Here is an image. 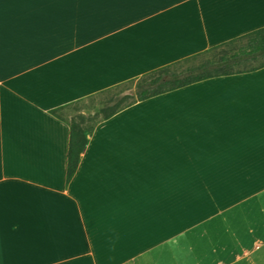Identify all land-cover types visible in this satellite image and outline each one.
Instances as JSON below:
<instances>
[{
  "label": "crops",
  "instance_id": "0c3cea01",
  "mask_svg": "<svg viewBox=\"0 0 264 264\" xmlns=\"http://www.w3.org/2000/svg\"><path fill=\"white\" fill-rule=\"evenodd\" d=\"M262 26L264 0H0V264H264V67L125 103ZM77 100L94 126L66 183L50 110Z\"/></svg>",
  "mask_w": 264,
  "mask_h": 264
},
{
  "label": "trees",
  "instance_id": "16d2710c",
  "mask_svg": "<svg viewBox=\"0 0 264 264\" xmlns=\"http://www.w3.org/2000/svg\"><path fill=\"white\" fill-rule=\"evenodd\" d=\"M261 67H264V26L129 80L128 83L134 86V96H125V98H132L125 103L127 105L209 77L231 75ZM125 98L112 105L106 102L101 108L100 119L111 116L124 106ZM78 103L79 100L50 110L52 114L69 125L66 183L70 181L77 169L81 152L94 126L86 124L87 118L82 113L71 118L63 116L64 110L76 109Z\"/></svg>",
  "mask_w": 264,
  "mask_h": 264
},
{
  "label": "rangeland",
  "instance_id": "374dc122",
  "mask_svg": "<svg viewBox=\"0 0 264 264\" xmlns=\"http://www.w3.org/2000/svg\"><path fill=\"white\" fill-rule=\"evenodd\" d=\"M121 92L123 93H127V92H133V88L130 85H123L120 89ZM86 106H90L89 109L86 110V114L91 115L93 112V109L96 108V106L98 105L96 102H91V101H87L84 103ZM78 114V110H74V109H67L64 111V115L67 118H71L75 115ZM203 184H212V186L210 188H212L213 192H221L223 190H235L237 189V182H225V181H213V182H202ZM208 185V187H209ZM200 186V183H199ZM221 194V193H220ZM220 194L219 199L223 201L226 199V197H221L220 198ZM236 194V193H235ZM198 198H202L203 200H208L211 201L212 199H215L214 197H198ZM218 198V197H217Z\"/></svg>",
  "mask_w": 264,
  "mask_h": 264
}]
</instances>
